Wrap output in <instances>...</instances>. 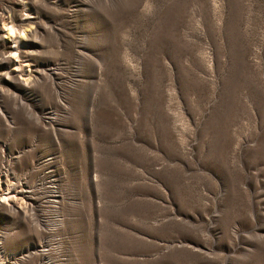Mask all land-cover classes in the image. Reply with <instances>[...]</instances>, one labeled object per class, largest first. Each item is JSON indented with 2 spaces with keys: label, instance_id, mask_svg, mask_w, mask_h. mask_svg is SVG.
Returning a JSON list of instances; mask_svg holds the SVG:
<instances>
[{
  "label": "rangeland",
  "instance_id": "1",
  "mask_svg": "<svg viewBox=\"0 0 264 264\" xmlns=\"http://www.w3.org/2000/svg\"><path fill=\"white\" fill-rule=\"evenodd\" d=\"M8 190L0 264H264V0H0Z\"/></svg>",
  "mask_w": 264,
  "mask_h": 264
},
{
  "label": "bare ground",
  "instance_id": "2",
  "mask_svg": "<svg viewBox=\"0 0 264 264\" xmlns=\"http://www.w3.org/2000/svg\"><path fill=\"white\" fill-rule=\"evenodd\" d=\"M5 17V16H4ZM6 18V17H5ZM4 19V18H3ZM3 30H4V33H5V37L6 38H9V40H12L15 42V44H18L20 43L21 39L24 38L23 36H25V32H26V29H23V30H20L18 27H16L13 23H9V21H5L3 22ZM27 34V33H26ZM20 41V42H19ZM16 46V45H15ZM21 65H18V67H20ZM27 82V81H26ZM14 195V194H13ZM12 195V192L10 190H8L6 193H5V196H3L2 199H0V201H5V200H8L10 199L11 197H14ZM11 201V199H10ZM7 204V203H6ZM0 254H1V251H0Z\"/></svg>",
  "mask_w": 264,
  "mask_h": 264
}]
</instances>
